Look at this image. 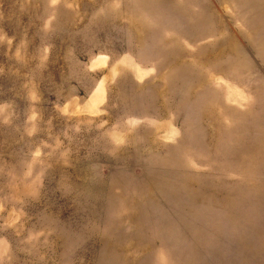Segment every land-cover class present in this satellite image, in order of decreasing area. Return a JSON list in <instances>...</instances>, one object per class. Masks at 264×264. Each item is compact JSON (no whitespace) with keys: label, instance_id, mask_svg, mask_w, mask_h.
<instances>
[{"label":"rangeland","instance_id":"obj_1","mask_svg":"<svg viewBox=\"0 0 264 264\" xmlns=\"http://www.w3.org/2000/svg\"><path fill=\"white\" fill-rule=\"evenodd\" d=\"M0 264H264V0H0Z\"/></svg>","mask_w":264,"mask_h":264}]
</instances>
